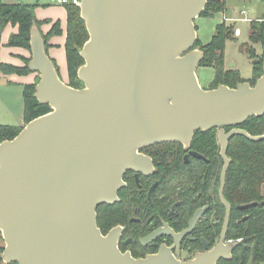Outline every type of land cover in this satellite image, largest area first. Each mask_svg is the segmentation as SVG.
Here are the masks:
<instances>
[{"label": "water", "instance_id": "obj_1", "mask_svg": "<svg viewBox=\"0 0 264 264\" xmlns=\"http://www.w3.org/2000/svg\"><path fill=\"white\" fill-rule=\"evenodd\" d=\"M207 1L82 0L81 16L90 36L78 47L85 60L78 70L84 84L80 88L62 78L41 29L33 24L29 67L40 74L35 96L52 110L0 143L3 261L181 264L166 247L146 258L122 252V227L104 234L97 209L119 200L127 169L139 168L144 157L141 148L175 141L189 147L196 131L213 128H220L225 159L220 187L225 223L217 245L184 264H217L232 257L239 242H225L231 216L224 195L231 163L227 152L235 135L264 139V133L239 127L264 114V65L255 85L243 81L236 87H202L197 69L204 52L195 47V20ZM203 210L177 239L195 227ZM248 264H254L253 257Z\"/></svg>", "mask_w": 264, "mask_h": 264}, {"label": "trees", "instance_id": "obj_2", "mask_svg": "<svg viewBox=\"0 0 264 264\" xmlns=\"http://www.w3.org/2000/svg\"><path fill=\"white\" fill-rule=\"evenodd\" d=\"M240 3L251 4L254 0H238ZM231 0H208L205 9L200 16L213 17L219 12L229 11ZM38 4L26 3L22 0L0 3V32L8 24L18 26L17 32L11 33L7 42L8 46L31 47V29L34 23L40 28L44 23L53 22L50 18L40 19L36 15ZM66 57L69 82L71 86L80 88L83 82L78 76L79 67L85 60L80 54L78 47L82 48L89 39V31L85 20L81 16L80 6L73 4L66 5ZM250 41L243 45L252 59L254 76L251 79H245L241 76L239 70L225 68V49L228 40L234 39L237 28L233 22L223 21L216 26V30L207 43H203L198 38L195 47L204 52L200 66H211L216 69V75L209 88H216L220 84H227L236 87L238 83L250 81L255 85L257 79L263 74L264 54L257 53L254 44L262 43L264 45V18L256 17L250 21ZM198 28V27H197ZM64 28L61 20L53 22L51 28L46 34V48L52 46L48 43V37L61 35ZM54 60L58 70V63ZM34 72L29 65H16L8 62H0V73L26 75ZM60 72V71H59ZM37 83H26L24 86L25 102V122L45 114L52 110L49 103H42L35 96ZM24 125L0 124V143L5 139H13L22 130ZM251 134L259 135L264 133V114L251 116L246 122L239 125ZM232 126H227L230 130ZM164 145H174L179 148L178 153H183L182 143L165 142ZM191 147L197 151L212 156V161L217 167L212 169V179H218L220 167L223 159L220 158V144L217 137V128L210 130L196 131L191 142ZM166 152V151H163ZM231 158L225 185V197L234 205L232 211L231 224L228 230V238L239 240L238 245L233 250L231 259H222L218 264H248L253 257L254 264L264 261V139L251 140L244 135H235L230 139L227 152ZM220 165V166H219ZM219 169V170H218ZM256 202L247 208L239 209L237 205ZM110 205H102L98 208V225L105 232L111 226L118 223L117 219L110 216ZM244 215L246 218L238 221L237 218ZM5 246L0 245L1 254ZM16 264V262L6 263Z\"/></svg>", "mask_w": 264, "mask_h": 264}, {"label": "flooded vegetation", "instance_id": "obj_3", "mask_svg": "<svg viewBox=\"0 0 264 264\" xmlns=\"http://www.w3.org/2000/svg\"><path fill=\"white\" fill-rule=\"evenodd\" d=\"M219 130L217 128V137ZM163 143L141 148L144 157L138 164L139 168L127 169L123 177L125 185L118 192L119 200L113 204L100 205L112 206L110 216L118 220L105 232L101 230L108 234L113 228L121 226L118 246L122 252L130 253L134 258H146L166 247L184 264L194 259L197 253L211 250L221 240L227 213V207L220 196L225 159L220 148L219 156L223 164L218 183V179H212V169L218 168V165L212 161L211 155L197 151L191 144L186 147L182 142L184 152L178 153L177 146ZM230 204L229 227L234 208ZM241 205L244 204L237 207L244 209ZM201 208L204 210L195 227L177 239L176 234L190 226L191 219ZM243 219L245 216L241 215L237 222ZM158 230L161 231L158 235L146 239ZM234 241L239 242L240 239L228 238L227 232L225 242ZM222 259L226 258H220L217 264Z\"/></svg>", "mask_w": 264, "mask_h": 264}, {"label": "rangeland", "instance_id": "obj_4", "mask_svg": "<svg viewBox=\"0 0 264 264\" xmlns=\"http://www.w3.org/2000/svg\"><path fill=\"white\" fill-rule=\"evenodd\" d=\"M13 2L15 0H0L1 2ZM23 2L26 3H32V4H38L36 8V15L40 19H45V18H50V19H60L61 24L64 26L65 25V19H66V6L65 5H60L56 2V0H22ZM233 7H235V10L233 11ZM233 7H229V14H232V16H235L239 19H236L235 21H230L235 24V27L237 28V31L239 30V33H236V36L234 39L228 40L226 43V49H225V68L230 69L234 68L239 70L241 76L245 79H251L254 76V69H253V63L252 59L250 58L248 52L243 49V45L247 42L250 41V31H251V23L250 21H245L243 19H240L244 17V14H242V10H246L247 14L252 16V18L259 17L258 15L260 11L264 10V0H254L253 3L251 4H245V3H236L234 4ZM227 12V11H225ZM220 14L217 13L215 16L211 17H205V16H199L195 21L197 27L201 26V31L200 33L202 34H208L211 32V29L213 28V23L216 21L218 18H220ZM56 20H53V22ZM227 23L229 22L228 20ZM53 22L51 23H44L41 26V31L43 34H46L48 32V27L52 26ZM223 22V21H222ZM221 22V23H222ZM199 24V25H198ZM219 24V23H218ZM217 24V25H218ZM216 25V26H217ZM16 26V25H13ZM65 27V26H64ZM63 27V28H64ZM215 27V25H214ZM10 28H5L2 32H0V37L2 38V41L0 42V54L1 57H10L11 50L9 49L7 42L3 44L4 40L6 38L9 39L10 35ZM66 29V28H65ZM64 29L63 34L59 35L60 38L62 39L65 37L66 31ZM216 30V27H215ZM58 35L50 36L48 37V43L50 45H53L52 41L53 38ZM8 41V40H7ZM31 46V45H30ZM20 52L19 55L21 57V66H25L26 64L29 65V62L32 58V50L31 47H24V46H19ZM254 47L259 54H264V45L262 43H256L254 44ZM60 68V67H59ZM63 70V69H62ZM62 78L66 81L69 82V75H66L64 77L63 71L61 73V69L59 70ZM36 77L34 80V83L39 82L40 80V74L39 72H35ZM216 75V69L211 66H199L197 69V76L199 78L200 84L204 88H209L212 80L214 79ZM22 76V75H21ZM2 79L0 78V101H5L6 98L8 100V97L13 99L14 102L18 100L20 103L23 105V115L25 113V102H24V86L22 82L25 80L24 77H19L14 76L15 78H18V80L14 79V82L11 81L9 78H5L4 76H1ZM36 84V86H37ZM84 84L81 86L83 87ZM6 102V101H5ZM0 115L1 110H0ZM1 123V122H0ZM3 123V122H2ZM3 124H10V123H3ZM16 125V124H15ZM0 245L5 246V240L2 234V231L0 230ZM0 264H6L5 261H0ZM259 264H264V261L260 262Z\"/></svg>", "mask_w": 264, "mask_h": 264}, {"label": "crops", "instance_id": "obj_5", "mask_svg": "<svg viewBox=\"0 0 264 264\" xmlns=\"http://www.w3.org/2000/svg\"><path fill=\"white\" fill-rule=\"evenodd\" d=\"M236 3H240L238 0H231L230 2V8L234 6V4L236 5ZM235 10V7H233V11ZM219 14L221 15L220 18H218L216 21H214L213 23V28L211 29V32H209L208 34H202L200 33L201 31V26L198 27V38H200V40L203 42V43H207L211 40L214 32H215V27L218 23H221L222 21H224V18L225 16L226 17H229L231 18V20H228L229 22L230 21H235L234 18H237L235 16H232V14H229V12H219ZM261 15H258L259 17H263L264 18V10L263 11H260ZM53 20H58V19H53ZM66 21H67V11H66V19H65V27H66ZM199 25V24H198ZM215 25V27H214ZM63 26V25H62ZM63 26V27H64ZM7 28H10V35L11 33L13 32H17L18 30V26H13L12 24H8L6 26ZM64 27V29H65ZM50 27H48V29H50ZM9 35V37H10ZM7 40H9L8 38H6L3 42V44H5L6 42H8ZM2 41V38L0 37V42ZM65 42H66V34H65V37H63L62 39L60 38V36H55L53 38V45L49 48V54L51 57H53L56 62L58 63L60 69H61V73L63 71V74L64 77L66 75H68V67H67V57H66V48H65ZM9 49L11 50L10 54L11 56L6 58V57H1V54H0V62H8V63H12V64H16V65H21V57L19 55L20 52V48L19 46H8ZM1 52V51H0ZM63 69V70H62ZM1 76H4L5 78H9L11 81L14 82V79L15 80H18L19 77H24L25 80H23L24 82H22L23 84H26V83H33L34 80H35V77H36V73L35 71L34 72H31L29 74H26V75H19V74H2L0 73V78L2 79ZM14 76H18V78H15ZM2 97V96H0ZM8 97V100L6 98V102L5 101H0V110H1V114H4V115H0V124H3V123H10V125H25L26 122H25V113L23 115V105L22 103H20L18 100H16L14 102L13 99L9 98ZM25 104V103H24ZM3 122V123H2Z\"/></svg>", "mask_w": 264, "mask_h": 264}, {"label": "built area", "instance_id": "obj_6", "mask_svg": "<svg viewBox=\"0 0 264 264\" xmlns=\"http://www.w3.org/2000/svg\"><path fill=\"white\" fill-rule=\"evenodd\" d=\"M56 2L60 5H68V4H73V5H76V6H80L81 3H82V0H56ZM242 14H244V17L240 18V19H243L245 21H251L252 19V16L248 15L247 14V11L246 10H242L241 12ZM225 20H231V18L229 17H226L224 18ZM236 19H239V18H234V20Z\"/></svg>", "mask_w": 264, "mask_h": 264}]
</instances>
